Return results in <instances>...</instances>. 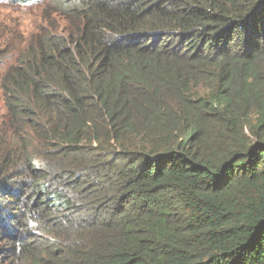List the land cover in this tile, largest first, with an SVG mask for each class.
<instances>
[{"label":"trees","instance_id":"16d2710c","mask_svg":"<svg viewBox=\"0 0 264 264\" xmlns=\"http://www.w3.org/2000/svg\"><path fill=\"white\" fill-rule=\"evenodd\" d=\"M1 1L10 264H264V0Z\"/></svg>","mask_w":264,"mask_h":264},{"label":"rangeland","instance_id":"374dc122","mask_svg":"<svg viewBox=\"0 0 264 264\" xmlns=\"http://www.w3.org/2000/svg\"><path fill=\"white\" fill-rule=\"evenodd\" d=\"M45 8L36 7H21L12 5L9 2L0 0V71L1 74L6 69L14 65L15 61L11 55L17 54L14 46L23 44L28 38L36 33L40 28H47V22L44 17L47 16ZM60 29L56 31L60 32ZM2 109V101L0 100V117L4 115ZM3 113V114H2ZM35 164H40V161H33ZM7 243L0 242V264H10L7 253Z\"/></svg>","mask_w":264,"mask_h":264}]
</instances>
